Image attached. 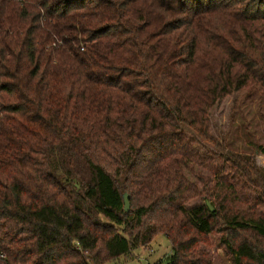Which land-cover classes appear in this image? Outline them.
<instances>
[{
    "label": "trees",
    "instance_id": "trees-1",
    "mask_svg": "<svg viewBox=\"0 0 264 264\" xmlns=\"http://www.w3.org/2000/svg\"><path fill=\"white\" fill-rule=\"evenodd\" d=\"M251 86L264 0H0V264H109L157 234L158 264H212L213 233L264 264V174L181 130L223 151L209 111Z\"/></svg>",
    "mask_w": 264,
    "mask_h": 264
},
{
    "label": "rangeland",
    "instance_id": "rangeland-1",
    "mask_svg": "<svg viewBox=\"0 0 264 264\" xmlns=\"http://www.w3.org/2000/svg\"><path fill=\"white\" fill-rule=\"evenodd\" d=\"M209 120L210 133L221 144L223 151L212 143L202 141L186 126L181 127L182 132L194 141L198 152H204L205 155L222 152L231 156L238 155L240 158H251L254 165L264 174V90L251 86L227 95L210 109ZM194 170L202 173L204 177L211 176L201 165H195ZM185 173L192 183L202 189V185L190 171ZM195 202L204 200L196 198L187 204ZM215 236L214 233L210 234L212 264H231L225 250L215 246ZM170 254L171 246L167 237L157 234L148 245L135 248L125 257L109 264H158L164 262Z\"/></svg>",
    "mask_w": 264,
    "mask_h": 264
},
{
    "label": "water",
    "instance_id": "water-1",
    "mask_svg": "<svg viewBox=\"0 0 264 264\" xmlns=\"http://www.w3.org/2000/svg\"><path fill=\"white\" fill-rule=\"evenodd\" d=\"M123 203H124V210L128 211L130 208V203H129V196L127 193H123ZM205 204L210 209V211H213V207L211 206L209 201H205Z\"/></svg>",
    "mask_w": 264,
    "mask_h": 264
}]
</instances>
